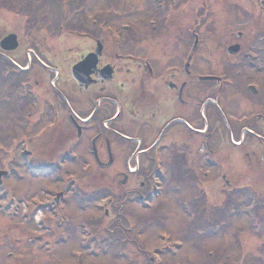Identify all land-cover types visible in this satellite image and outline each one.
Returning a JSON list of instances; mask_svg holds the SVG:
<instances>
[{
	"label": "flooded vegetation",
	"instance_id": "1",
	"mask_svg": "<svg viewBox=\"0 0 264 264\" xmlns=\"http://www.w3.org/2000/svg\"><path fill=\"white\" fill-rule=\"evenodd\" d=\"M87 2L60 22L64 34L46 37L40 48L25 47L7 22L0 26V155L10 154L0 159L8 171L0 187L12 161L30 169L19 158L25 148L33 152L30 139L54 137L68 140L58 154L94 155L88 170L118 160L124 184L141 157L177 185H264V0ZM27 15V32L43 23ZM70 22L76 26L67 28ZM11 33L17 47L8 49L3 40ZM62 35L56 50L51 38ZM197 162L209 169L205 178ZM134 196L141 192L125 200ZM34 197L24 199L28 218L40 209L63 211L76 191Z\"/></svg>",
	"mask_w": 264,
	"mask_h": 264
},
{
	"label": "rangeland",
	"instance_id": "2",
	"mask_svg": "<svg viewBox=\"0 0 264 264\" xmlns=\"http://www.w3.org/2000/svg\"><path fill=\"white\" fill-rule=\"evenodd\" d=\"M58 1L0 0V26L4 27L7 22L8 29L18 32L25 47L40 48L44 45L42 40L46 37L65 33L58 30V23L64 22L69 9L75 8L79 0H61L62 7L56 6ZM82 2L85 8L88 2ZM42 7L47 9L40 13ZM26 11L32 12V18L43 22L28 32L25 19L29 16ZM48 14L53 16V20L45 25ZM74 26L76 25L70 22L67 28ZM51 41L57 50L61 46L59 42L65 41V38L62 35L60 41L56 38H51ZM64 140L56 137L30 139L29 146L33 149L34 161L41 166L55 159L62 161V155L56 152ZM2 141L0 138V142ZM65 143H68V140H65ZM77 151L79 155L76 160L68 158L61 171L52 170L46 176L24 175L20 180L12 178V182L7 179L10 192L12 191L18 200L26 199L27 195L39 196L36 197L38 199L43 196L40 193L42 189L54 190L61 186V183L54 181L56 175L75 179L83 195L90 192L91 198L84 204L82 200L72 198V202L66 204L64 211L60 212V222L63 226L58 224L57 218V221H54L49 217L48 221L42 217V227L49 228V222L55 225L47 236L53 235L54 240L63 241L53 244L49 251L42 248L45 246L44 239L40 240L38 235H34L37 230L35 218H29L28 221L20 219L21 213L26 212L22 204L19 205V213L14 217L10 219L6 215V202L9 203L10 198L5 200L8 195L5 196L4 193L0 198V261L21 258L24 259L21 264H264V185L256 186L251 180H246L248 192L245 188L242 192L236 189L233 190V195L228 197L223 191L213 193L214 187L177 185L172 182L168 170L165 171L166 174L153 170L150 161L141 157L138 158L140 169L129 176V182L124 184L121 183L123 171L118 160L104 170H99L93 165L88 171H82L80 165L93 162V159L86 152ZM5 157H10V154L0 155V158ZM200 157L202 158V155ZM2 164L4 163H0V169L4 167ZM197 165L200 168L194 169L197 170L198 177L205 178L202 177V172L209 169L202 162H197ZM161 173L164 175L161 176ZM209 176L208 174L206 177ZM140 183L144 185L141 186ZM173 186H179V190L173 192ZM156 187L160 189L153 195L152 190ZM202 188L207 196L205 199H195L198 190ZM26 190L29 191L28 194ZM252 191L260 197V202L253 209V204L248 202L250 198L246 194ZM137 192H141V195L150 201L149 207L140 208L136 203L125 200V197ZM108 197L110 201L105 205ZM183 200L189 201V212L181 207ZM235 205L237 209L233 208ZM105 209L107 215L104 213ZM191 213L194 215V221L189 219ZM36 214L38 215V212ZM70 224L73 229H64ZM84 225L91 227L93 244L81 232ZM205 231L210 235L208 238L198 235ZM86 242L92 248H87ZM166 251L174 255L170 256ZM153 256L158 258L150 263L148 257Z\"/></svg>",
	"mask_w": 264,
	"mask_h": 264
}]
</instances>
